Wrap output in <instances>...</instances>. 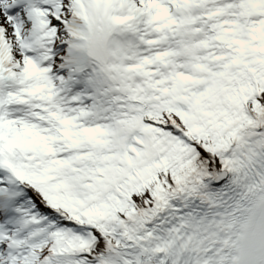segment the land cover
Returning <instances> with one entry per match:
<instances>
[{"label": "snow or ice", "instance_id": "obj_1", "mask_svg": "<svg viewBox=\"0 0 264 264\" xmlns=\"http://www.w3.org/2000/svg\"><path fill=\"white\" fill-rule=\"evenodd\" d=\"M0 264H264V0H0Z\"/></svg>", "mask_w": 264, "mask_h": 264}]
</instances>
